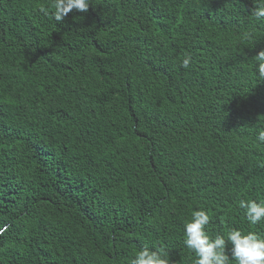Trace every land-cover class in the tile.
I'll return each mask as SVG.
<instances>
[{
	"label": "trees",
	"instance_id": "obj_1",
	"mask_svg": "<svg viewBox=\"0 0 264 264\" xmlns=\"http://www.w3.org/2000/svg\"><path fill=\"white\" fill-rule=\"evenodd\" d=\"M52 3L0 0V264H132L144 247L195 264L200 209L213 239L264 236L239 207L264 203L254 0H90L63 22Z\"/></svg>",
	"mask_w": 264,
	"mask_h": 264
},
{
	"label": "clouds",
	"instance_id": "obj_2",
	"mask_svg": "<svg viewBox=\"0 0 264 264\" xmlns=\"http://www.w3.org/2000/svg\"><path fill=\"white\" fill-rule=\"evenodd\" d=\"M90 0H53L51 8L52 18L56 22H63L70 12L76 10L87 13ZM252 15L257 21H264V0H254ZM41 11H46L41 8ZM256 72L260 80H264V50L256 56ZM192 62L190 55H186L181 61L183 69H189ZM257 141L264 144V127L257 132ZM239 207L245 210L246 220L250 225H258L264 222V203L255 200H240ZM210 222V216L204 209L195 210L190 222L184 225V244L195 254V264H228L229 258L236 264H264V236L257 232L249 231L246 234L239 229H232L224 235L211 238L206 226ZM3 230H7V226ZM230 244V256L226 252ZM132 264H169L168 260L160 252L144 247L139 250Z\"/></svg>",
	"mask_w": 264,
	"mask_h": 264
}]
</instances>
